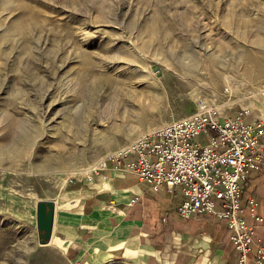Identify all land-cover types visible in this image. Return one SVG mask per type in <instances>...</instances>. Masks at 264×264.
I'll list each match as a JSON object with an SVG mask.
<instances>
[{
    "label": "rangeland",
    "instance_id": "1",
    "mask_svg": "<svg viewBox=\"0 0 264 264\" xmlns=\"http://www.w3.org/2000/svg\"><path fill=\"white\" fill-rule=\"evenodd\" d=\"M250 54L264 0H0V264H145L40 244L36 203L199 103L264 114Z\"/></svg>",
    "mask_w": 264,
    "mask_h": 264
},
{
    "label": "crops",
    "instance_id": "2",
    "mask_svg": "<svg viewBox=\"0 0 264 264\" xmlns=\"http://www.w3.org/2000/svg\"><path fill=\"white\" fill-rule=\"evenodd\" d=\"M248 119L263 121L264 114L253 112ZM117 165L112 158L103 160L98 169L72 184L63 198H53L50 240L53 237L70 256L86 262L121 254L145 264L166 263L172 257L178 262L185 258L186 264H235L236 249L225 220L200 214L182 219L177 212L183 198L179 185L153 190ZM242 187L241 203L247 195L254 196L257 213L264 215V168L251 171ZM243 215L253 222L247 209ZM172 239L175 251L170 253L167 246ZM258 245L264 246L261 224L255 228L246 264H257Z\"/></svg>",
    "mask_w": 264,
    "mask_h": 264
},
{
    "label": "built area",
    "instance_id": "3",
    "mask_svg": "<svg viewBox=\"0 0 264 264\" xmlns=\"http://www.w3.org/2000/svg\"><path fill=\"white\" fill-rule=\"evenodd\" d=\"M249 114L246 107L229 113L202 102L192 113L138 135L108 157L153 190L179 185L182 219L200 214L225 220L235 264H246L255 228L264 225L254 196L241 203L243 181L264 168V120H249ZM245 209L253 222L244 218ZM255 261L264 264L263 245L257 246Z\"/></svg>",
    "mask_w": 264,
    "mask_h": 264
},
{
    "label": "water",
    "instance_id": "4",
    "mask_svg": "<svg viewBox=\"0 0 264 264\" xmlns=\"http://www.w3.org/2000/svg\"><path fill=\"white\" fill-rule=\"evenodd\" d=\"M55 202L53 199H39L36 203V226L38 242L47 244L52 234Z\"/></svg>",
    "mask_w": 264,
    "mask_h": 264
},
{
    "label": "bare ground",
    "instance_id": "5",
    "mask_svg": "<svg viewBox=\"0 0 264 264\" xmlns=\"http://www.w3.org/2000/svg\"><path fill=\"white\" fill-rule=\"evenodd\" d=\"M16 27H18V26H16ZM247 57H248V60L251 63V69L246 70L245 73H247V72H250L251 73L252 72V76H254V77H260V76H262L263 73H264V58H262V57H259L258 58V57H256L253 54L247 55ZM215 73H217V72H215ZM125 147H126V145L125 146H121L119 148H115V149H113L110 152V154H116L119 151H121L122 149H124ZM97 165H103V160L100 161L99 163H97ZM97 165L96 164L90 165L89 167L83 168L81 171L82 172L89 171L91 168H94Z\"/></svg>",
    "mask_w": 264,
    "mask_h": 264
}]
</instances>
